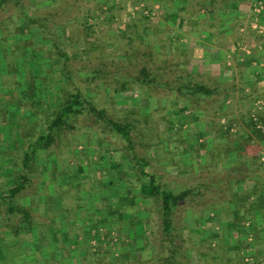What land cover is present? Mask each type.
<instances>
[{"label": "rangeland", "instance_id": "obj_1", "mask_svg": "<svg viewBox=\"0 0 264 264\" xmlns=\"http://www.w3.org/2000/svg\"><path fill=\"white\" fill-rule=\"evenodd\" d=\"M3 1L0 85L9 89L6 100L28 113L30 109L24 108H30L29 93H44L46 96L41 97L45 110L36 121L39 128L44 127L42 118L46 112L49 115L56 107V96L63 87L67 91L79 89L115 120L125 119L127 114L136 118L131 148L120 138L111 139L114 133L109 127L92 113L83 111L71 121L72 127L60 132L45 155L38 156L40 161L53 157L45 160L46 166L35 164V175L19 195L20 202L31 212L38 229L50 227L53 219L60 218L63 223L59 227H64L66 235L62 240V230L54 227L52 233H47L50 249L42 255L38 253L36 259H47L43 264L164 263L154 260L161 239L159 210L152 199L142 200L137 195L138 178L130 169L134 152L145 155L150 162L146 170L155 172L157 179L170 188L205 186L203 199L186 200L174 211L176 257L181 264H219L216 255H224V216L230 218V214L220 210L219 215L213 210L206 220L202 208L215 206L224 210V198L253 184V179H240L233 184L235 177L241 178L245 171L254 168V174L264 179V140H258L249 124L253 111L257 115L261 110L259 114L264 117V84L252 75L249 64L225 57L231 63L225 64L223 58L224 65L222 62L219 69L191 70L189 52L167 41L171 31L165 25L169 14L157 6L159 0H142L143 4L152 3L147 4L152 7L150 16L131 13L133 6L127 5L103 12L111 0ZM257 1L264 3V0H217L215 5H199L197 11L194 8L193 15L199 13L198 21L203 24L214 14L215 7H218L215 14L224 7L226 20L235 18L228 23H245L249 17L244 7ZM126 10L133 19H127ZM252 12L250 22L264 21V17L258 16L262 11ZM95 13H101L103 18H92ZM43 24L45 27H41ZM227 30L230 44L256 32L246 29L237 38V29ZM238 43L245 44L241 39ZM58 51L65 57H58ZM33 53L38 54L36 59L30 55ZM30 59L33 63L29 65ZM39 68H43L46 77H42ZM142 68L148 72L149 84L138 80ZM97 70L101 71L100 77H90ZM21 71L24 75L20 78ZM122 76L127 81L123 82ZM187 81L202 84L212 92L206 95L176 90V86ZM220 87L232 90L227 95L213 92ZM257 100L262 101L259 107ZM13 108L6 106V112L0 111V123ZM170 121L174 122L171 129ZM20 125L21 131L35 133L36 125L25 126L22 121ZM21 140V145H25L26 140ZM22 151L19 148L12 153L17 163ZM115 162L120 166L114 165ZM1 184L3 187L4 181ZM116 209L122 210L121 216ZM261 217L254 228L260 252L264 251ZM13 219L18 220L16 216ZM241 226L232 227L235 237L240 230L244 231ZM91 232L96 248L89 244ZM75 235L83 236L79 250L75 249L74 241L69 242ZM218 236H222L219 241ZM41 244L32 249L42 247ZM27 262L23 257L17 264H29L31 260Z\"/></svg>", "mask_w": 264, "mask_h": 264}, {"label": "trees", "instance_id": "obj_2", "mask_svg": "<svg viewBox=\"0 0 264 264\" xmlns=\"http://www.w3.org/2000/svg\"><path fill=\"white\" fill-rule=\"evenodd\" d=\"M215 0H201L198 2V4L201 6L213 5V2ZM139 2H143L142 0H111L109 2V7H105V10L103 12H110L112 8L120 10L123 7L136 6L139 5ZM257 4V3H256ZM255 4V5H256ZM261 6H264V3L260 1L259 3ZM107 5V4H105ZM151 6L147 4H143L142 7L138 8L136 11V14L143 15V10L148 9L151 11ZM99 11H102V7ZM127 14V19H133L132 16H130L128 13L129 11L126 10L125 12ZM101 13H95V15L92 18H98V15ZM264 14L263 10L261 15ZM92 15V14H91ZM260 15V14H259ZM144 16V15H143ZM91 18H89L90 20ZM32 23V22H31ZM259 23H261L259 21ZM41 27H45V25H41ZM146 27V26H145ZM91 29V28H90ZM33 59H36L37 53L30 54ZM58 57H65L64 54H62L61 51L57 52ZM45 57V56H44ZM5 58V54H4ZM31 58V59H32ZM49 59L48 57H46ZM30 59V61H32ZM46 59V61H47ZM40 64V62L38 61ZM50 64V63H49ZM48 64V65H49ZM3 67V66H2ZM4 68V67H3ZM40 69V68H39ZM39 73L42 74V77H46L47 74L45 71L40 69ZM5 70V68H4ZM101 71H93L90 74V77H100ZM139 72L142 74V76L138 77V80L141 83H150L148 79V72L146 68H142L139 70ZM96 73V74H94ZM40 74V75H41ZM35 77V76H33ZM121 80L123 82L127 81L124 76L121 77ZM188 81L184 84H180L179 86H176L177 91H184L188 90L190 92H193L194 94L197 93H203L208 94V89L201 85V84H191ZM33 87H31L32 89ZM2 89L0 85V90ZM60 95L56 96V107L53 108V111L51 114H45V116L42 118V121H44V127L39 128L37 125V116L39 113H42L43 106L45 104L43 98L36 97L35 99L31 100L30 102V108L26 107L24 109H30L27 113V110H21V108H17V112L20 111L22 113V119L23 124H31L36 125V130L34 134L32 133H26L24 131H21L19 128V134L21 136V139L26 140V150L22 152L23 160H22V168L21 170L14 171V178L13 182L14 184L7 188V189H0V205L5 208V212L10 218H14L15 216L18 217V224H15L11 226L10 228H5L10 231L11 237L16 239V236L20 233H31L36 235L35 237V243L32 241L31 243L33 245L23 244L25 250L24 255L25 262L28 260H31L29 264H43L44 262H48L47 259L43 260H37L36 256L38 253L46 252L47 249H50V246L48 247L47 243H49L48 239V231L46 232V228L44 229H36L34 230V227H36L34 223V217L31 215L30 211L22 206V204H18L16 202V197L20 192H22L27 187V183L29 181V162L31 159V156L33 155L34 151L38 148L45 149L51 146L54 142V140L60 135V132L66 128V127H72L73 124H71V121H73L77 116L82 115L83 111H88L92 113L94 116L98 118V120L105 123L110 131L114 134H112L110 137L113 138H120L123 140L130 148L132 147L131 142V133L134 131L136 118L134 115L130 116V114H127L125 119L122 120H115L112 117H109L106 112L101 109L97 108L93 103H91L87 98H85L79 89L77 90H68L63 87V89H60ZM30 96L33 95L32 92L29 93ZM39 99V102L36 104L35 107L32 106L34 103V100ZM32 99V98H31ZM258 99V98H257ZM1 103V101H0ZM41 106V107H40ZM0 111H6L5 108L1 109ZM16 112V113H17ZM261 110L259 111V113ZM257 113L256 115V121L260 123L261 127H257L256 121L253 119V117H249V124L252 126L253 132L258 138L259 141L264 140V117L262 114ZM30 114V115H29ZM33 117V121L30 120V118ZM7 117L5 118V120ZM27 120V121H26ZM17 122V121H16ZM172 121H170V124L168 128H172L173 126ZM17 124V123H16ZM18 127H20V123L17 124ZM39 129V130H37ZM18 131V130H17ZM10 138L13 139V133L10 131ZM18 134V136H19ZM251 139V136L247 139V142ZM30 141V142H29ZM107 144L110 145V142H107ZM116 149V146H114ZM132 162L131 165V171H134L133 174L137 176L138 180V192L137 195L140 196L142 200H147V198H150L154 201L156 204V207L159 210L160 214V220H161V236H160V244L158 247V250L156 254L154 255V260H161V262H164L163 264H181L182 262L176 257V248H175V233L173 232V215L175 209L179 207L180 204L184 203L186 200L191 199H203V193L204 191H207L206 188H203L205 186H202L200 184H195L194 186H186L183 189H173L170 188L169 185L166 182H160L157 179V175L155 172H148L146 169L150 165V162L148 158H146L145 155H138L133 152L131 156ZM114 165L120 166L119 162H115ZM136 166V170H134V167ZM229 179V176L227 177ZM242 180H251L253 179V184L250 187L245 188L242 190L239 194L233 195L232 197L224 198V210L219 209L215 206L209 207V208H202V211H204L203 216L206 220H209V212L213 211L218 212V214H221V211H229L230 218L227 216H224V227L222 226V232L224 235V255H216V261L219 264H262L259 260V256L263 255L264 251L260 252L261 250L257 246V236L255 233L254 228L257 225V220L259 217L257 213L262 215L261 219L264 221V179L260 180L257 175L254 174V168L248 171H245L244 174H242V177L240 176L235 177V179L232 181L233 184H236ZM256 179V180H255ZM220 180V179H218ZM135 195V194H134ZM136 196V197H138ZM135 198V196H134ZM135 205V204H133ZM204 205H207L204 203ZM205 209V210H204ZM127 211V210H126ZM108 212V211H107ZM106 212V215H108ZM116 213L118 215H122V210L116 209ZM232 213V214H231ZM202 215V212H201ZM133 216H135V212H133ZM246 222V223H245ZM241 224V227L248 228L247 231L244 228V231L240 230L239 235L235 237V234L232 232L233 228H237V226ZM245 225V226H244ZM233 227V228H232ZM238 229V228H237ZM251 233L249 232L252 230ZM44 231L43 235H40V232ZM246 231V232H245ZM37 232V233H36ZM251 235V240H248L247 236ZM222 236H218V241L221 240ZM31 239H34V236H31ZM103 241V240H102ZM42 243V244H41ZM41 244L42 247H37L32 249V247L37 246ZM4 246L3 241H0V248ZM96 248V247H94ZM44 249V250H43ZM100 249V248H99ZM58 251H60L58 249ZM97 251V249L95 250ZM242 251V252H241ZM241 252V253H240ZM247 256H249L250 259H245ZM4 260V259H3ZM47 260V261H46ZM24 262V260H23ZM43 262V263H42ZM28 263V262H27ZM0 264H11V263H5L0 260Z\"/></svg>", "mask_w": 264, "mask_h": 264}, {"label": "crops", "instance_id": "obj_3", "mask_svg": "<svg viewBox=\"0 0 264 264\" xmlns=\"http://www.w3.org/2000/svg\"><path fill=\"white\" fill-rule=\"evenodd\" d=\"M44 1L46 0L40 2H44ZM165 1L166 2H164L163 0H159L158 1L159 5L157 6L160 7L162 6L163 10L165 9L168 10L167 11L169 14L168 21L166 24L164 23L166 21L162 22L166 25V27L171 28V31L168 32V35L166 36L167 41L170 43V45L175 44L179 49L181 50L184 49V51L189 52L188 55L190 57V63H191L190 66L192 68L191 70H199L200 68L207 69V71L216 70L222 66V62L224 65L223 58L225 57L231 59L235 58L238 61V63L246 61L251 68L252 75H254V77L257 76L258 77L257 79L261 80L259 81V83L261 82L262 84H264V32L258 33L256 30L252 28L251 26L252 22H250V18L253 15L252 10L254 9V5L258 3V1L251 3L250 6L248 5L247 7H244V9H247V11L245 10V12H248L247 15L249 18L248 20H246L245 23H237L238 25L235 23L230 24L227 22L228 20L231 19L234 20L235 18H231V19L228 18L226 20V18L224 17V7L222 9L223 12L219 11V13L217 14H215V10L218 7L215 8L212 7L215 9L214 14L209 16V20H203V24H202V22H200L202 20L198 21L200 14L198 13L193 15L195 12L193 11L194 8L197 11V8L199 7L198 2L201 0H165ZM216 1L217 0L213 2V5H215ZM147 4L151 5L152 3L147 2ZM3 5H4V1L0 0V11H1L0 14L5 11ZM234 6H237L236 3H234ZM241 6H245V4L243 5L241 4ZM263 9L264 8H262V10ZM261 13L258 16H261V18H263L264 14L261 15ZM183 14L184 16L187 15L189 17L185 18L183 17ZM98 18H103V16L100 14L98 15ZM260 22L264 24L263 19L260 20ZM200 24H202L201 28H199ZM225 24H227V26L224 28ZM227 28L228 29L234 28V30L237 29L236 30L237 31L236 33H238L237 38H239L241 33H245L246 29L250 32L252 31L253 32L256 31V32L252 33L251 35L250 33H248L250 36L247 39L245 37L239 38L242 40V42H245L244 46L246 47V49L244 50L243 48H241L242 44L238 43L239 39L234 40V42L230 44L231 36H230V31H228ZM226 58H225V64L229 65L231 61ZM0 62H2L1 51H0ZM32 63L33 62L30 61L29 65ZM19 74H20L19 75L20 78L24 75L23 71H21ZM211 76H215V75L212 74ZM20 78L18 80H21ZM221 79L223 80L222 77L220 78V80ZM231 90L232 88L229 87H225V88L220 87L217 88L216 90L214 89L213 92L214 91L222 92L223 94L227 95V93H229ZM8 91L9 89L0 90V101H1L0 104L3 103L1 106L3 108H6V106L7 107L10 106L11 108L14 107L13 109H11L12 111L8 110L9 112H7L6 115L7 119L5 120V117H2L4 119L0 123V178L3 179V180L0 179V184L1 181H4L3 187L0 186L1 190L7 189L14 184L13 182L14 171L21 170L23 166L22 165L23 155L21 154V157L19 158L17 163L12 158V153L19 148H22L23 151L26 150V146L21 145L20 143L21 138L18 136L19 128L22 127L21 125L20 127H18L17 125L18 123L21 124V121L22 123L24 122L22 119L23 115L20 111L17 112L18 107L15 104L10 103L8 100L5 99V95L9 94ZM208 91H209L208 94L212 92L209 89ZM42 95L45 94L44 93L40 95L33 94L31 98L32 100L35 99L36 97L41 98ZM34 101H35L34 103L37 104L39 102V99L37 98V100ZM1 106L0 108L3 109ZM33 117L34 116H32V118ZM10 131H12L13 133V139L10 138V133H11ZM50 147L51 146L45 149L38 148L34 151L33 155L31 156L29 162V170H28L29 181L27 183V186L31 183V179L35 175V171H36L35 164H39L38 162H40L44 166H46L48 163H46L45 160L51 159V157H53V156L51 157L48 156L49 157L48 159L45 158V160H41V161L37 160L38 156L45 155L44 154L45 151H47ZM20 194L21 192L16 197V202L21 205L20 197H19ZM40 199H43V197L40 196ZM13 220H14L13 218H10L7 215V213L5 212V208L0 205V241H3L4 244V246L0 248V260H2V262H4L5 260V263L7 262L11 264H17L23 259L24 250H25L23 244L25 243L28 245H33L31 242L33 241L35 243L36 235L31 233H20L18 234V236H16V239L12 238L10 231L5 228H10L11 226L18 224L19 222L18 220L17 221H13ZM62 223L63 221L60 218H55L49 223V225L47 224L50 227H46V231L52 233V231L55 229L54 227L60 228L62 230L64 227L62 225L61 227H59V225ZM36 229H38L37 226L34 227V230ZM65 231L62 230L61 232L62 240L64 239V235H66ZM43 232L44 231H41L40 235H43L44 234ZM93 234H94L93 232L89 233L88 237L90 239L89 244H91V246L94 248L95 247L94 243L96 242V240L92 237ZM31 236H34V239H31ZM70 241H74L76 243L74 244L76 247L75 249H78L81 245V242L83 241V236L80 237L79 235H75L74 238L69 240V242Z\"/></svg>", "mask_w": 264, "mask_h": 264}, {"label": "built area", "instance_id": "obj_4", "mask_svg": "<svg viewBox=\"0 0 264 264\" xmlns=\"http://www.w3.org/2000/svg\"><path fill=\"white\" fill-rule=\"evenodd\" d=\"M142 6H143V3L142 2L139 5L133 6L132 9H131V13H133V11L135 12V10H137L138 8H140ZM262 8H263V6H261L259 4V2L256 5H254V9H255V11H256L257 14L261 12ZM152 13H153L152 12V9H151V11H149L148 9H144L143 10V15L144 16H150V14H152ZM251 26L258 33H263L264 32V24L259 23L258 20L257 21L256 20L253 21L252 24H251ZM241 47L244 50L246 49L245 46H241ZM260 104H262V101L261 100H257L256 101V106L259 107V106H261ZM252 117H253V119L255 121L257 120L254 111L252 112ZM256 123H257V125H256L257 127H261L260 123H258L257 121H256ZM247 238H248V240H251V235L249 234ZM245 259H250V258H249V256H247ZM259 260H260V262L262 264H264V255L259 256Z\"/></svg>", "mask_w": 264, "mask_h": 264}]
</instances>
